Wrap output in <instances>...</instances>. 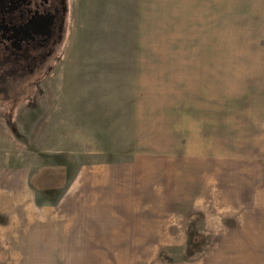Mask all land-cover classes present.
Wrapping results in <instances>:
<instances>
[{"label": "rangeland", "instance_id": "rangeland-1", "mask_svg": "<svg viewBox=\"0 0 264 264\" xmlns=\"http://www.w3.org/2000/svg\"><path fill=\"white\" fill-rule=\"evenodd\" d=\"M244 1L69 0L56 49L0 85V264H264Z\"/></svg>", "mask_w": 264, "mask_h": 264}, {"label": "flooded vegetation", "instance_id": "flooded-vegetation-1", "mask_svg": "<svg viewBox=\"0 0 264 264\" xmlns=\"http://www.w3.org/2000/svg\"><path fill=\"white\" fill-rule=\"evenodd\" d=\"M68 3L0 0V85L10 76L32 73L56 49L65 30ZM0 91L11 96L5 88Z\"/></svg>", "mask_w": 264, "mask_h": 264}, {"label": "crops", "instance_id": "crops-1", "mask_svg": "<svg viewBox=\"0 0 264 264\" xmlns=\"http://www.w3.org/2000/svg\"><path fill=\"white\" fill-rule=\"evenodd\" d=\"M237 3H241V4H258V5H264V0H258V1H244V2H229L226 4H237ZM188 4H220L218 2H201V1H197V2H188Z\"/></svg>", "mask_w": 264, "mask_h": 264}]
</instances>
